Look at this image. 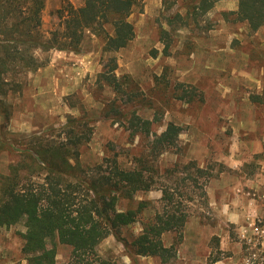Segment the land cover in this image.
<instances>
[{"label": "rangeland", "instance_id": "374dc122", "mask_svg": "<svg viewBox=\"0 0 264 264\" xmlns=\"http://www.w3.org/2000/svg\"><path fill=\"white\" fill-rule=\"evenodd\" d=\"M63 1L74 7L83 3L46 0L41 21L46 36L60 29L62 20L56 11ZM236 9V1H219L207 14L192 18L184 0H139L128 17L134 37L125 48L106 54L102 51L104 37L86 32L77 54L38 53L40 60L48 56L51 61L55 53L71 58L60 57L52 66L49 61L42 69L51 66L52 71L46 70L45 75L38 70L25 74L20 91L8 93L5 101L11 105V116L0 134V173L6 174L8 165L16 161L9 147L13 138L59 127L68 116L88 118L92 126L89 142L79 148L82 166L114 156L122 168L131 166L132 158L141 154L150 139L131 137L118 124L102 119L105 105L113 99L117 98L120 109L129 110L110 88H100L96 83L104 62L113 57L115 74L128 76L137 85L140 99L131 105L140 117L152 121L151 131L159 133L168 123L180 128L176 150L157 158L159 171L188 161L223 170L205 186L207 205H188L191 217H198L201 224L215 228L217 233L220 230V237H211L206 263L240 264L233 260L236 246L242 250L245 264H264V103L252 101L253 96L264 93V26L251 31L245 23L223 15ZM177 14L184 23L178 18L169 23ZM161 29L167 34L161 36ZM104 30L112 34L109 26L104 25ZM71 104L77 105L70 108ZM79 105L82 110L77 109ZM159 197L160 191L154 189L137 193L130 201L120 200L119 210L135 208L139 200L151 205L136 223L103 239L96 248L97 255L124 264H163L156 257L132 255L124 247L125 241L141 232V223L151 219V206L158 207ZM210 200L218 208L229 204L235 209L236 203L254 208L252 218L245 215L241 223L243 227L253 223L252 232L240 239L241 226L220 222L215 211L218 208L208 206ZM23 232L21 224L0 227V264H29L21 253ZM223 234L228 242L220 249ZM173 239L172 233L162 236L164 245ZM55 251L56 264H66L71 248L56 243ZM164 264L181 262L176 253Z\"/></svg>", "mask_w": 264, "mask_h": 264}, {"label": "trees", "instance_id": "16d2710c", "mask_svg": "<svg viewBox=\"0 0 264 264\" xmlns=\"http://www.w3.org/2000/svg\"><path fill=\"white\" fill-rule=\"evenodd\" d=\"M184 1L192 18L207 14L219 1H236L237 9L224 13L225 17L245 23L251 31L264 26V0ZM45 2L0 0V134L11 116V105L5 101L8 93L19 92L23 76L50 61L48 56L40 60L38 53L77 54L86 32L104 37L102 51L106 54L125 48L134 37L128 17L139 0H82L79 7L63 1L56 11L62 20L60 29L48 36L41 31ZM176 18L184 23L178 14L169 23ZM104 25L111 28V35ZM166 34L160 30L161 36ZM167 49L168 43L163 52ZM116 68L114 58L107 59L96 83L110 88L129 110L120 109L116 98L105 105L102 119L118 124L131 137L150 139L129 168H122L115 156L93 166L80 164L79 148L92 135L85 117L68 116L59 127L16 137L9 143L16 161L8 165L6 174L0 173V227L23 226L21 253L29 264H56V243L71 248L66 264H124L101 259L96 248L107 236L136 223L151 205L139 200L135 208L119 210V201H130L137 193L154 189L160 191L158 207L151 206V219L141 223V232L125 241L124 247L132 255L167 263L175 258L183 227L191 217L188 205H207L205 186L223 172L220 166L200 167L195 161L174 163L160 172L157 158L176 150L180 128L168 123L161 132H152V121L140 117L131 105L140 99L137 85L128 76H117ZM252 101L264 103V93L253 96ZM77 109L82 110L81 105ZM165 233L174 234L168 247L162 241Z\"/></svg>", "mask_w": 264, "mask_h": 264}, {"label": "crops", "instance_id": "0c3cea01", "mask_svg": "<svg viewBox=\"0 0 264 264\" xmlns=\"http://www.w3.org/2000/svg\"><path fill=\"white\" fill-rule=\"evenodd\" d=\"M76 3L77 2L75 1V4ZM77 5L81 6L82 4L80 3ZM82 42L79 45V50H81ZM60 57L65 58L66 54L55 53V55H53V58L50 61L51 66L53 63H56ZM70 58L71 57H68L67 59ZM51 66H47L43 69L41 68L42 70L38 69L37 73H42L45 75L46 70L52 71ZM82 73L85 74L86 72H82ZM235 205L237 207L235 209L234 208L231 209L229 208V204L221 205V207L218 208L216 207L217 205L214 201L210 200L208 203V206L211 208L213 207V210L215 207L218 208L215 211H216V217L217 219H219L220 222H222L223 224L228 222L231 224L241 226L238 237L240 239L241 238L243 239L245 237V234L252 232V228H253L252 227L253 223L250 222L247 223L246 227H243L241 225L242 221H244L243 217H245V215H248V219L252 218V215L254 214L253 212L256 213V210L252 207L251 208L242 207L241 204L239 203H236ZM197 218L198 217H190L189 220L186 222L185 226L183 227V238L181 243L178 245L176 252L177 261H180L181 264H207L206 263L207 258L209 257L210 254L211 237H213L214 235L220 237L219 236L220 230L217 233V230L215 228H212L209 225L201 224ZM226 238L227 236H225V234L221 236L220 249L226 247L228 242ZM170 244L171 241L165 246L168 247L170 246ZM233 247L234 249H236V251H234L233 260L238 261V263L241 262L240 264H245L244 259L242 258V250L240 248H237L236 246ZM229 261H232L231 258L229 259ZM209 264H226V263L222 261H216ZM227 264H230V262Z\"/></svg>", "mask_w": 264, "mask_h": 264}]
</instances>
